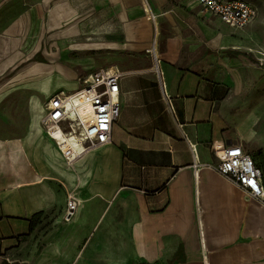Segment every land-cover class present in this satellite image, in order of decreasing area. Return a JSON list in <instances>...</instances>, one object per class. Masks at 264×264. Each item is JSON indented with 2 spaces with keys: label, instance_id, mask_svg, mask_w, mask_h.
Wrapping results in <instances>:
<instances>
[{
  "label": "crops",
  "instance_id": "0c3cea01",
  "mask_svg": "<svg viewBox=\"0 0 264 264\" xmlns=\"http://www.w3.org/2000/svg\"><path fill=\"white\" fill-rule=\"evenodd\" d=\"M170 1L147 0V8L142 0H116L111 12L87 8L85 18L72 24V36L80 24L87 26L95 40L89 50L119 46L136 53L144 49L146 15L154 26L145 48L150 65L104 66L95 60L84 66H116L124 73L120 113L111 142L72 164L35 119L28 117L23 134L0 138V264H264V202L210 168L194 173L193 163H218L228 145L246 151L253 130L221 116L226 82L178 66L177 33L160 42L161 17L173 28L191 29L189 8L202 11L193 0L186 6H168ZM23 4L0 2V20L15 6L23 11ZM70 5L60 0L62 11L50 13L54 26L57 17L72 16ZM11 33L0 32V74L11 67L3 36ZM57 35L62 38L63 31ZM110 35H122L123 43L110 47L100 40ZM152 46L158 75L148 52ZM251 156L264 160L259 153ZM68 197L77 208L66 222Z\"/></svg>",
  "mask_w": 264,
  "mask_h": 264
},
{
  "label": "rangeland",
  "instance_id": "374dc122",
  "mask_svg": "<svg viewBox=\"0 0 264 264\" xmlns=\"http://www.w3.org/2000/svg\"><path fill=\"white\" fill-rule=\"evenodd\" d=\"M5 1H22L25 9L17 11L15 6L5 11L7 17L0 20V32L5 28L12 30L11 34L3 35L9 47L6 50L11 67L5 74H0V138L23 134L28 117L40 124L45 100L58 90H75L79 77L94 72L84 67L91 61L96 60L104 66L133 61L150 65L145 48L151 31L154 33V26L144 14L142 28L146 30V35L140 41L144 49L136 53L112 46L123 43L122 35L100 37L106 45L117 48L89 50L95 40L87 35L88 28L84 24L79 25V31L74 36L71 35L72 24L85 18L87 8L91 12L107 13L116 7V0H84L85 5L78 4L79 0H67L72 6L68 11L72 16L64 19L55 17L60 22L56 26L55 20L48 16L51 12L58 14L62 11L60 0L48 3L44 0ZM248 1L253 5L255 14L242 30L230 29L198 8L188 10L187 19L191 29L186 26L173 28L168 17L163 16L158 30L160 42L174 33L180 37V68L227 83L221 116L239 126L243 125L245 132L251 133L253 130L254 141H250L245 149L251 155H256L264 150V67L261 65L264 62V0ZM172 4L186 6L190 0H171L167 3L168 6ZM16 5L20 6L21 2ZM23 12L25 17H22ZM61 31L64 36L55 37ZM51 33L54 35L51 36ZM100 42H97L98 46L102 45ZM231 51H237L240 55L232 57ZM44 83L48 92L40 90ZM39 225L48 228L47 223L40 222Z\"/></svg>",
  "mask_w": 264,
  "mask_h": 264
},
{
  "label": "built area",
  "instance_id": "2783aa9c",
  "mask_svg": "<svg viewBox=\"0 0 264 264\" xmlns=\"http://www.w3.org/2000/svg\"><path fill=\"white\" fill-rule=\"evenodd\" d=\"M5 0H0V2ZM146 6L147 0H142ZM206 15L218 18L235 30L252 21L255 9L248 0H193ZM148 6V5H147ZM146 6V7H147ZM148 8V7H147ZM153 17L152 14H150ZM153 68L158 75V61L152 46ZM264 61V60H262ZM264 67V62L261 63ZM123 72L116 66L101 68L77 79L78 87L50 95L43 104L40 125L54 141L67 163L111 142L112 125L120 113V79ZM59 134V138L55 135ZM216 164L193 163L194 173L204 166L234 183L250 198L264 202V177L252 156L239 145H228ZM77 208V200L68 197L64 221H69Z\"/></svg>",
  "mask_w": 264,
  "mask_h": 264
},
{
  "label": "trees",
  "instance_id": "16d2710c",
  "mask_svg": "<svg viewBox=\"0 0 264 264\" xmlns=\"http://www.w3.org/2000/svg\"><path fill=\"white\" fill-rule=\"evenodd\" d=\"M259 154H260V156L262 157V158H264V150H261V151H259ZM253 158V157H252ZM254 160V159H253ZM254 162H255V160H254ZM256 163V165L261 169V171H262V177H264V160H261V159H259V162L257 163V162H255ZM41 215V213H37V214H35L33 217H32V222L30 221V229L33 227V218H35V217H39Z\"/></svg>",
  "mask_w": 264,
  "mask_h": 264
},
{
  "label": "bare ground",
  "instance_id": "6f19581e",
  "mask_svg": "<svg viewBox=\"0 0 264 264\" xmlns=\"http://www.w3.org/2000/svg\"><path fill=\"white\" fill-rule=\"evenodd\" d=\"M57 138H59V134L57 133L56 135H55Z\"/></svg>",
  "mask_w": 264,
  "mask_h": 264
}]
</instances>
